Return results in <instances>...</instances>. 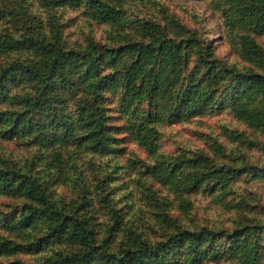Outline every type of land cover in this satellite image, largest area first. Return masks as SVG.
Masks as SVG:
<instances>
[{
	"label": "rangeland",
	"instance_id": "374dc122",
	"mask_svg": "<svg viewBox=\"0 0 264 264\" xmlns=\"http://www.w3.org/2000/svg\"><path fill=\"white\" fill-rule=\"evenodd\" d=\"M101 1L119 16L0 0V40L44 36L38 50L0 49V67L38 70L3 80L0 167L55 172L49 196L87 216L105 252L147 243L165 253L143 264H264V121L238 112H264V0ZM29 202L0 190V244L15 247L0 264H61L79 244L20 224Z\"/></svg>",
	"mask_w": 264,
	"mask_h": 264
},
{
	"label": "trees",
	"instance_id": "16d2710c",
	"mask_svg": "<svg viewBox=\"0 0 264 264\" xmlns=\"http://www.w3.org/2000/svg\"><path fill=\"white\" fill-rule=\"evenodd\" d=\"M68 1V0H64ZM77 1V0H72ZM87 4L93 8V17L99 20H109L119 16L120 8L109 6V4L101 0H87ZM44 36L31 35L24 39L11 36L8 40H0V49L5 48H32L38 50L44 43ZM162 48L163 45L161 44ZM154 49V46L151 47ZM68 59L74 51L69 50L63 52ZM251 53V50L249 51ZM91 67L95 65L92 62ZM18 73L22 78H31L38 76L36 67L23 63L12 62L5 67H0V91L5 88L4 79H10L14 73ZM259 78H256V80ZM186 103H189L193 94L187 93ZM194 104V103H192ZM239 114L247 117L249 120H263L264 112L249 107H240ZM96 132L92 136L99 139L103 134L102 124L95 126ZM57 178L55 172L46 169L42 173L29 172L24 173L18 169L0 167V190H13L22 193L30 202L24 207L26 209L21 212L18 219L22 225L32 224L38 220L46 223L48 235L53 239H60L67 236L69 239L77 242L80 246L79 250L73 254H66L57 259L61 264H87L88 260L94 255H102L103 261L99 264H126L135 262V264H143L145 260L154 261L158 256L164 254V249L158 246L141 244L138 251L133 250L132 253L119 256L116 253L105 252L96 241V233L87 216L81 215L77 210H66V208L58 203V201L49 196L47 184L49 180ZM33 202V203H32ZM189 247L191 250L199 251L203 243L201 232L190 231ZM181 239V238H180ZM14 245L9 242L0 244V255L13 251Z\"/></svg>",
	"mask_w": 264,
	"mask_h": 264
}]
</instances>
